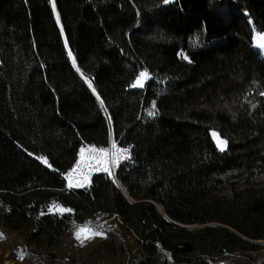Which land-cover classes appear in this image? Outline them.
<instances>
[{
	"label": "trees",
	"instance_id": "16d2710c",
	"mask_svg": "<svg viewBox=\"0 0 264 264\" xmlns=\"http://www.w3.org/2000/svg\"><path fill=\"white\" fill-rule=\"evenodd\" d=\"M253 28L264 30V0H0V221L51 248L71 224L115 214L142 249L129 264H168L161 251L213 264L261 247L264 54ZM145 70L144 87H131ZM112 141L130 153L116 179L94 173L69 188L81 147Z\"/></svg>",
	"mask_w": 264,
	"mask_h": 264
},
{
	"label": "rangeland",
	"instance_id": "374dc122",
	"mask_svg": "<svg viewBox=\"0 0 264 264\" xmlns=\"http://www.w3.org/2000/svg\"><path fill=\"white\" fill-rule=\"evenodd\" d=\"M257 33H264V30L253 28L251 42L255 48L259 49L264 54V49H260L254 45V37ZM213 131L216 132L212 130L211 133ZM114 143H116V145H114ZM117 148L127 149L118 146L116 141H112L105 147L90 144L83 145L80 149L77 162L67 173L68 180L69 174H71V179L76 176H86L87 180H89L90 176L94 173H105L107 176L114 178V171L118 164L113 165L109 163L103 165L98 163L102 158L98 150L107 149L109 154H111L114 153ZM124 155L130 158L129 151L124 153ZM104 166L109 167L111 174H109V172L96 170ZM74 168H76L77 171L73 172L72 170ZM113 215L108 217L101 213L93 215V219H96L98 216L103 217V222L98 228L89 226L84 223V221L71 224V226L63 232L59 244L51 248L45 247L43 244L36 246L34 243H27L23 235L25 231L24 227L14 229L4 225L0 221V234H2V238H0V264H129L131 261H138L142 257V249L135 234L126 228L120 218H117L115 214ZM83 225H87L96 231L104 233V236H97L90 240H86L85 243L81 245L79 241L76 240L74 232L79 226ZM254 240H259L255 242L261 243L262 246L254 251L234 250L225 253L214 260L213 264H264V240ZM119 242L124 243L126 247L123 252L124 259L122 258V260H120L119 252H114L112 246V244L115 243L114 246H116L117 249ZM50 250L54 253V258L52 260L49 258ZM159 256H166L168 264H172L171 259L164 251H161ZM177 264L190 263L181 262Z\"/></svg>",
	"mask_w": 264,
	"mask_h": 264
},
{
	"label": "snow or ice",
	"instance_id": "6c2138e0",
	"mask_svg": "<svg viewBox=\"0 0 264 264\" xmlns=\"http://www.w3.org/2000/svg\"><path fill=\"white\" fill-rule=\"evenodd\" d=\"M164 2L169 3L170 0H164ZM53 10L55 11V4L54 3H53ZM57 22H59L58 14H57ZM254 45L260 49H264V33H257L256 34V36L254 37ZM71 55H72L71 52H69V56H71ZM183 58L185 60L188 59L187 56H184ZM189 62H191V61H189ZM73 64H75L74 59H73ZM149 78L150 77H149V73L147 72V70L142 71L137 75V77L135 78V81L133 82L131 87H141L142 88V87H144L146 80H148ZM89 85L91 86V82H89ZM261 95H264V93H261ZM101 103H103V102L101 101ZM153 107H154V105H153ZM149 115H156V113L155 112H149ZM211 135H212L214 141L216 142L217 148L220 151H225L227 148V141L220 138L219 134L214 132V131L211 133ZM98 151L101 153V156H102L101 160H99L98 163H101L103 165H107L109 163L115 165V164H119V162L121 160L129 159L128 156L124 155V153L128 152L127 149L117 148L116 151L114 153H111V154H109L107 149H99ZM44 163L45 164L48 163L46 159L44 160ZM78 164H79V162H78ZM96 170L109 172V174H111L110 169L107 166H104V167L96 169ZM72 171L75 172V171H77V169L74 168ZM84 179L86 180L87 177L85 176ZM83 186H84L83 182H81L79 180L73 181L71 179V174H69V184H68L69 188L83 187ZM49 211H54L56 213L63 214L64 212H70L71 209H67V208H64L62 205L53 203L52 205L49 206ZM74 236H75L76 240L79 241V243L81 245H83L86 240H90V239L97 237V236L103 237L104 233H102L100 231H96V230L88 227L87 225H83V226H79L76 229V231L74 232ZM0 238H2V234H0Z\"/></svg>",
	"mask_w": 264,
	"mask_h": 264
},
{
	"label": "water",
	"instance_id": "95a60500",
	"mask_svg": "<svg viewBox=\"0 0 264 264\" xmlns=\"http://www.w3.org/2000/svg\"><path fill=\"white\" fill-rule=\"evenodd\" d=\"M84 178H85L84 176H76V177H73L72 180L73 181L79 180V181L83 182L84 183L83 187H85V186H87L89 181L87 179L85 180ZM114 178L116 179L115 174H114ZM83 187H79V188H83ZM174 223L179 225V226L186 227V228H193V227L200 226L203 224H213V222H207V223H202V224H198V223H177V222H174ZM252 241L255 242V241H259V240H252Z\"/></svg>",
	"mask_w": 264,
	"mask_h": 264
},
{
	"label": "built area",
	"instance_id": "2783aa9c",
	"mask_svg": "<svg viewBox=\"0 0 264 264\" xmlns=\"http://www.w3.org/2000/svg\"><path fill=\"white\" fill-rule=\"evenodd\" d=\"M114 145H116V143ZM112 169H113V167H112ZM102 222H103L102 216H98L96 219H93V217H88L84 220V223L88 224L89 226L96 227V228L100 227Z\"/></svg>",
	"mask_w": 264,
	"mask_h": 264
},
{
	"label": "bare ground",
	"instance_id": "6f19581e",
	"mask_svg": "<svg viewBox=\"0 0 264 264\" xmlns=\"http://www.w3.org/2000/svg\"><path fill=\"white\" fill-rule=\"evenodd\" d=\"M115 144V143H114ZM114 165V164H113Z\"/></svg>",
	"mask_w": 264,
	"mask_h": 264
}]
</instances>
